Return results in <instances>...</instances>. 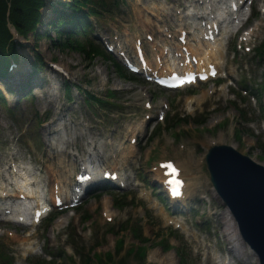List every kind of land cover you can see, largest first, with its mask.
I'll list each match as a JSON object with an SVG mask.
<instances>
[{"label":"rangeland","instance_id":"obj_1","mask_svg":"<svg viewBox=\"0 0 264 264\" xmlns=\"http://www.w3.org/2000/svg\"><path fill=\"white\" fill-rule=\"evenodd\" d=\"M120 1L119 8L112 6L104 13L102 10L96 16L90 17L93 31L90 37L88 36V41L110 55L115 63L125 67L118 55L113 53L112 56L108 52L103 40H109L116 47H123L125 51L135 55L138 36L144 42L149 41L146 37L147 27L150 26L149 34L153 35L156 34V28L162 30L160 28L164 27L159 23L160 20L156 21L159 13L164 11L166 14L167 11L169 15L164 16L162 20L167 23L169 20L176 22L180 15L177 13L179 6L184 11L187 9L186 5L194 3L195 0H127L126 5V0ZM227 3L228 0L226 6ZM254 6L259 13L249 27H257L259 30L253 39L244 43L245 37L243 31H240L228 39L229 43L223 47L225 69L222 72L224 76L228 71L231 72L229 80L219 76L205 83L198 82L176 90L163 89L140 74L136 75L137 81L119 78L114 65L108 60L98 57L94 62H90L79 52L54 44L52 39H59V36L49 24L43 29L50 36L43 35L36 42L33 34L26 37V46L19 50L20 66L17 73L10 79L9 85L0 81V89L8 101V106L0 105V185L2 180L5 183L11 181L9 174L7 178L2 174V171L10 172L5 160L12 164L17 159L18 164L22 166L38 165L39 175L44 179L39 182V186L43 182L47 193L52 191L57 170L64 171L69 168V164L75 171L79 169V163L74 160V156L68 157L69 148L67 153L59 154L51 151L48 146L53 135H47L46 124L52 119L51 113L54 110L46 104L47 92L50 89L58 92L62 102L56 104V107L66 109L63 105L71 104L73 110L66 109L65 113L74 115L89 126H96L93 132L88 131L84 137L76 140L75 148L85 151V143L96 136L105 143L102 156L113 157L109 155L111 152L108 149V141H111L115 150L126 148L122 150L123 155L131 144L136 145L137 150L128 165L124 163L126 156L111 158L112 164L117 165L120 174L125 172L131 175L127 179L129 186L121 189L118 185L113 187L114 183L109 181L107 184L111 186L93 191L102 183V180H96L95 183L98 184L92 183L90 191L82 198L79 212L74 213L70 209L62 215L65 224L60 228H57V220L46 229L44 222L34 227L1 220L0 217V247L14 258L15 264H40L43 259L50 257V254L56 255L61 264H71L67 253H73L71 246L76 245L73 239L67 236L71 231L77 235L73 238L83 245L82 250L87 248L86 253L92 246L97 253H118L115 250L117 241L121 239L119 247L123 251L122 255H125L129 248L139 245L130 230L121 231L126 223L140 225L145 235L150 238L145 248L148 253L147 261L151 264H180L177 247L191 253L189 264H221L224 260L228 264H259L254 255L245 251L247 247L238 228L235 229L228 210L213 189L205 164L208 149L214 143H223L234 146L241 153L264 165V97L261 94L260 98L253 92L255 81L264 84L263 62L255 55V48L264 41V13L260 12L264 9V0H257ZM49 16L51 19L53 15L49 13ZM185 19L192 20L187 16ZM147 21L155 24L149 25L150 22ZM177 22L183 23L181 20ZM173 25L174 23H171V26ZM249 27L246 29H250ZM178 29L176 23V27L171 31ZM175 34L176 39L178 32ZM157 37L163 40L168 38L167 35ZM247 47L251 49L247 50ZM145 48L152 58V46L146 44ZM159 50L161 49L157 51ZM37 55L44 59L46 65L40 66V70L32 79L30 74ZM53 64L62 66L66 74L54 69ZM127 71L130 72L128 69ZM66 81L76 83L82 91L93 92L99 97H104L109 89L117 90V96L123 99L122 106H111V110L94 106L86 101L84 92L80 93L76 88L72 92L67 90ZM30 87L35 96L32 99L20 98L19 90ZM208 91L209 95L203 98L202 95ZM196 97L198 99L190 107L191 110H188L186 101ZM148 102L150 109L145 106ZM162 108L165 119L161 122L158 114ZM153 122L158 123V127L154 134H150L149 126ZM142 124L145 130L138 132ZM133 134L138 137L136 144H130ZM125 135L127 137H123ZM166 159L182 164L183 174L189 178L191 192L189 199H186V208L181 205L176 209L172 208V203L155 174L159 162ZM73 175L74 173L70 177L71 180ZM132 197H135L133 203L126 205V199L130 200ZM205 197L208 200H204ZM115 198L120 199L121 209L114 206ZM156 201L160 205L157 208ZM194 201L201 204L195 206ZM209 202L213 205L210 211ZM190 206L195 207L199 214L195 215ZM86 211H89L91 218L83 222ZM173 211L177 215L183 214V222L187 228V231L177 229L179 232L176 231L175 236L171 234L175 228L167 222L168 215H172ZM206 220L211 223L210 230L196 225L198 221ZM160 233L161 236H158ZM162 238H169L171 250L165 251L157 245ZM238 241L240 247L235 249L232 246ZM229 247L233 248L231 253H213Z\"/></svg>","mask_w":264,"mask_h":264},{"label":"trees","instance_id":"obj_2","mask_svg":"<svg viewBox=\"0 0 264 264\" xmlns=\"http://www.w3.org/2000/svg\"><path fill=\"white\" fill-rule=\"evenodd\" d=\"M106 5V0H69L68 2H48L47 0H0V81L8 83L9 85L10 79H12L15 73H17L12 72V65L13 63L20 62L19 50L26 46V37L33 34L36 38V42V40L43 35L50 36L45 33V30L43 29L45 25L48 24L59 36V39H52L54 44L64 49L66 48L67 50L79 52L90 62H94L98 57L108 60L114 65L116 74L119 78L129 81H137L138 77L136 75L129 73L117 62L115 63V60L105 54L98 46L93 45L88 41V35L92 30V24L88 17L99 13V8H104ZM49 13L53 15L51 19H49ZM13 29L17 32L19 37L25 40V42L16 39ZM34 47H36V43L34 44ZM257 52L258 59L262 60L264 68V41L258 47ZM45 65L44 59L37 55L36 61L33 63V71L31 72L30 77L34 79L36 73L40 70V66ZM66 88L70 92H72L74 88L80 93L84 92L88 103H91L94 106H99L102 109L111 105H120V98H118L116 94L117 90L109 89L104 97H99L93 92L87 90L82 91V88L78 84L71 83L70 81H66ZM25 89L26 90H19V97L32 99L35 96L32 92V87ZM253 90V92L258 94L261 98V94L264 91V84L261 81L258 82L256 86L253 85ZM68 95H70V93H68ZM0 105H3L4 107L8 106L6 95L1 89ZM103 186H106V184H100L96 188ZM114 205L118 207L121 206L120 199L116 198L114 200ZM90 218L91 215L87 213L84 220H89ZM53 220L54 217L49 218L48 223L51 224ZM122 230H130L133 237L139 242V245L136 247L133 246L129 248L126 255L116 258L115 256H112L111 253L103 254L94 252L93 248L89 253L79 251L80 253H78V255L80 256V262L78 263L75 258L71 257V264H131L130 258L139 261L138 264H146L145 259L147 251L145 244L150 241V238L144 237L140 225L126 223L122 226L121 231ZM158 236H161V233L158 234ZM121 243V239L117 241L118 250L121 249V247H119ZM157 245L165 251L172 249L168 239H160ZM178 252L180 254V264H189V260H191L190 254H188L182 247H178ZM0 264H15L14 258L1 247ZM40 264L61 263L58 259H43Z\"/></svg>","mask_w":264,"mask_h":264},{"label":"bare ground","instance_id":"obj_3","mask_svg":"<svg viewBox=\"0 0 264 264\" xmlns=\"http://www.w3.org/2000/svg\"><path fill=\"white\" fill-rule=\"evenodd\" d=\"M219 1H221V0H215L213 2L212 1L207 2L206 0H195L194 3L186 5L187 9L184 10L185 13L183 15H187V17L190 19H192L191 17L195 18V20H198V22H200V26H196L195 30L192 33L188 32L187 42L184 45L180 41H177V40H179L178 38H176V40H170L168 42H164L162 40L163 38L162 39H156L155 38V40L153 41L154 44L152 45L153 50L155 52L154 59L151 60L148 58L149 59V65H150V67L153 68V70H152L153 72H155V70H156V73L158 75L171 74L174 67L176 65H180L181 61H184V58L181 57L180 55L183 54V49L186 48V49H188L189 54H192L198 58L200 68L207 67L206 71H209V67H210L209 65L211 64V66H214L218 71L217 77L219 76V74L220 75L223 74V72H222L224 70V67H223L224 66V60L223 59L225 56L224 55V48H223L224 47L223 46V40L217 39L216 38L217 36L215 37L214 41L203 39V36L208 31V27H206V25H203V23H202L203 20H205L206 23H207V21H209L211 14L214 13V10L218 7ZM206 6L208 7L209 10L201 11V7H206ZM136 13H137V10H136ZM166 15H169V13H167V11H166V14H165L164 11H162L161 13L158 14L159 18L158 19L156 18V21L162 20L164 18V16H166ZM224 15L226 18L222 22H225V24L227 25L226 26V29H227L226 34H229L228 29H229V22L230 21L228 22L226 19H228V16L230 15V13L227 9H225ZM180 16H182V15H180ZM149 22H148L149 25H151L152 23L155 24L154 22H152V23H151V21H149ZM163 24H164V28L162 30L163 31L167 30V35H168L171 32L170 30H171L172 26L170 23H167L164 20H163ZM147 29L149 30L150 26H149V28L147 27ZM182 30L183 29L179 30V35H181ZM222 32H223V30H222ZM179 35H178V37H179ZM168 37H169V35H168ZM173 37H175V34ZM173 39H175V38H173ZM158 46L162 49L163 56L160 53L155 51V48H157ZM121 50H123L122 47H121ZM118 52H120V51H118ZM154 65H155V67H153ZM208 93H209V91L204 93L202 95V97L203 98L206 97L207 95H209ZM58 96H59L58 92L55 91V89L48 90L47 96H46V104L48 105V107L54 109L53 113H51L52 119L46 124L47 135H50V136L53 135L51 141L48 143V146L51 149V151H53L54 153L64 154V153H67L68 148H72L73 149L72 153L75 155H79L78 152L80 151L81 148L79 149V148L74 147V145L76 144L75 143L76 140L84 137L86 135V132H88V131L93 132L94 128H96V126L95 127H94V125L89 126V124H86L84 121H79L77 118H75L74 115H71L69 113H65L66 109L68 111L73 110V106L71 104L70 105H63L66 109L61 108V107L60 108L56 107V104L62 103ZM186 102L188 104V106H187L188 109H189V106L192 103H194L190 99H188ZM53 124H55V125L53 126ZM51 128H53V129L51 130ZM141 128H142V126H141ZM134 137H135V135H133L132 138H134ZM86 145L88 147L86 149V152H85V155L83 158L82 166H84L85 168L86 167L89 168V166L94 165V171H95L96 177H95V180L91 183H95L96 180H100V181L102 180V183H106V184L109 181L112 182L111 180L103 178L104 173L106 171H109L110 170L109 167H111L109 164L110 157L108 155H104V156L101 155L102 151L105 148V143H103V141H101L99 138L94 136L90 141L87 142ZM134 150H135V146L131 145L129 147V149L125 152L126 160H128L129 157L133 156ZM81 155H82V153L80 154V156ZM109 155L113 156L114 153L109 154ZM115 156H117V155H115ZM53 165H55V164H53ZM177 166L180 167L179 164H177ZM62 167L60 169H62ZM71 167H69V169L65 170V171L57 170L55 172L56 181H55L54 185L57 184L59 186L60 191H62V192L65 190L66 193L61 196V199H62V202H66V203L67 202L70 203L72 201L71 200L72 196H71V194H69L70 188H71L70 186H71L72 182L68 181L70 179L69 174L71 172ZM99 168H101L100 172H98ZM0 171H1V169H0ZM2 174L5 176L4 178H7L6 176L8 174L10 175V172L8 171L6 173V172L2 171ZM156 174L160 178L161 181L165 180V177L163 175V170L160 168V166L157 168ZM98 175H100V177H98ZM32 176H33L32 172H30V173L25 172V175L22 177L23 181H19V182H17V181L11 182L10 181L9 184L14 185V187H15L13 189V192H10L9 189H7L8 186L4 180L1 181L2 185H0V215L3 214V212L5 210L11 208L8 204L5 203V201H7V200L8 201H10V200L11 201L21 200L22 194L25 195L26 201L30 202V204L32 206L35 207V205H37L35 207L36 210L40 208L39 205L42 202V200H41L42 196L40 195L41 191L39 190V188L37 189L36 186H32V189L29 190V184L30 183L35 184L36 182H38L37 186L39 187V182H41L42 178L41 179L40 178L33 179ZM125 178H127L126 175H125ZM120 180L124 181L123 178H121ZM95 184H98V183H95ZM189 185H190V183L188 181L185 185L186 191L189 188ZM42 191H43V189H42ZM55 192H56V190H55V188H53L52 192H51V199H52L53 203L55 202V198H54ZM46 202H47V199H46ZM16 217L23 219L20 216V214L15 215V218ZM64 224H65L64 218H60L57 220V228L64 226ZM233 224L235 225V229H236L237 228L236 224L235 223H233ZM239 245H240V242L238 241V243L233 244L232 247H234L236 249V248L240 247ZM30 248H31V246H30ZM30 251H32V250H30Z\"/></svg>","mask_w":264,"mask_h":264},{"label":"water","instance_id":"obj_4","mask_svg":"<svg viewBox=\"0 0 264 264\" xmlns=\"http://www.w3.org/2000/svg\"><path fill=\"white\" fill-rule=\"evenodd\" d=\"M211 180L235 217L242 239L264 264V165L228 145L206 157Z\"/></svg>","mask_w":264,"mask_h":264}]
</instances>
